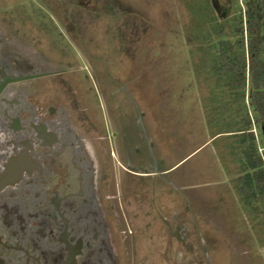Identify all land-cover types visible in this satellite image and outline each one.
<instances>
[{
	"label": "rangeland",
	"instance_id": "obj_1",
	"mask_svg": "<svg viewBox=\"0 0 264 264\" xmlns=\"http://www.w3.org/2000/svg\"><path fill=\"white\" fill-rule=\"evenodd\" d=\"M231 1L209 3L224 18L233 15ZM114 2L123 10L120 16L110 13ZM207 2L0 0V81L46 74L36 80L46 92L31 101L41 105L56 98L93 141L100 169L107 172L102 187L112 197L120 264H264V212L253 221L232 196L230 177L215 176L214 147L180 164L171 178L184 175L185 184L182 179L171 181L173 188L154 185L148 177H132V188H126L123 169L108 153L116 148L111 124L128 133L131 143L139 134L152 139L151 129L161 135L163 127L172 132L188 128L190 95L183 69L190 54L185 36L192 21L188 4L200 9ZM236 6L243 9V0ZM38 13L45 16L37 19ZM132 19L142 24L138 34L130 25ZM196 113L191 112L187 139L203 142L205 130ZM102 136L107 137L103 143ZM159 138L154 142L159 144ZM160 139L170 144L168 137ZM255 139L261 146L257 129ZM259 153H264L261 147ZM205 172L211 174L205 177ZM255 204L264 206L260 201ZM178 221L186 229L185 244L171 234Z\"/></svg>",
	"mask_w": 264,
	"mask_h": 264
},
{
	"label": "flooded vegetation",
	"instance_id": "obj_2",
	"mask_svg": "<svg viewBox=\"0 0 264 264\" xmlns=\"http://www.w3.org/2000/svg\"><path fill=\"white\" fill-rule=\"evenodd\" d=\"M45 75L0 81V264H120L93 141L56 98L31 101Z\"/></svg>",
	"mask_w": 264,
	"mask_h": 264
},
{
	"label": "trees",
	"instance_id": "obj_3",
	"mask_svg": "<svg viewBox=\"0 0 264 264\" xmlns=\"http://www.w3.org/2000/svg\"><path fill=\"white\" fill-rule=\"evenodd\" d=\"M231 3L233 15L224 18L209 0L200 9L188 4L192 21L185 36L194 76L203 85L202 109L209 124L220 119L222 131L243 135L242 145L252 137L253 147L246 154L250 168L257 169L262 160L253 158L258 149L252 130L258 129L264 142V0H243V9L236 6L238 0ZM261 177L260 169L241 179L245 206L264 202Z\"/></svg>",
	"mask_w": 264,
	"mask_h": 264
},
{
	"label": "crops",
	"instance_id": "obj_4",
	"mask_svg": "<svg viewBox=\"0 0 264 264\" xmlns=\"http://www.w3.org/2000/svg\"><path fill=\"white\" fill-rule=\"evenodd\" d=\"M110 9L111 14L117 13L119 16L123 12L120 6L115 5V2L112 4V6H110ZM112 10L114 12H112ZM121 20L124 21V17ZM133 21L134 22L130 23V25L135 28L134 30L136 31V34H138V32H141L142 24L136 22L135 19ZM153 47L154 49H156L155 44ZM183 69L186 71L184 73H186L187 75V86L185 89L188 90V93L190 95L187 101L188 103L186 104V108L188 109V128H186V131H188L189 128L191 129V123L189 124V122H191V120L193 119L191 116V112L194 111L195 114V112L197 111L198 114H196L200 117L203 129L205 130V134L203 137L206 139L208 137V141H205L206 139H202L203 142H198L197 140L189 141V139L187 138L189 137L191 131H188V133H186L185 130L182 131L179 129L177 130V132H175L176 129L173 128L174 130L172 132V130L163 127L161 135L159 130H154L155 133H153V129H151L152 139L148 137L147 134H139L138 138L136 136L134 137L135 143L132 142V144L129 140L128 133L125 134L123 130L122 132L119 126L113 128L111 124L112 130H115L116 132L112 143L116 148L115 152L112 151V149H110V151L112 152V155L117 158L119 165L123 169V175H126V177L123 178L125 180L126 188L128 186L132 188L131 183L129 182L130 180H132V177H140V179L142 177H148L153 180L154 185L159 184L160 187L167 186V188H173V183H171V181L176 182V180L182 179L183 184H185L184 180L186 176L184 175L177 174L175 175L176 179L171 178L174 177L177 167L184 161L191 159L200 151H205L207 153L209 150V146H212L214 147L213 149L215 150L216 161L218 162V165L215 167V176L219 177V179L224 178L225 175L229 176L232 196H235L238 201L243 203V199L240 196V191L242 182L241 179L244 176H246L247 174L253 175L255 170L261 169L262 177L261 180L258 181V186H261L262 189H264V153H259L260 147L262 148V150H264V142L262 141V136L260 134L262 145L257 146L258 154L253 155V158L258 160L259 157L262 162L261 164H259V167L257 169H252L250 168V164L246 154L248 153L249 148L253 147L252 137L246 138V144L242 145L241 140L243 135H241L240 133L232 132L233 130H231V132H227V130L222 131L221 126H219L221 122L220 119H218L213 124H209L207 116L202 109L201 89L203 85L196 81L193 68L190 64V58L188 64L184 65ZM179 97L182 98V94ZM181 107H184V104ZM252 133L254 134L255 138V127H253ZM159 135L160 138H163V136L168 137L170 140V144L165 145V141L163 139L162 141L159 138ZM122 136L123 138L121 139L120 137ZM177 136H181L182 138H180V140L176 143V141L174 140ZM153 138L156 141H158L159 138V144L155 143ZM137 144H139V146L136 147ZM204 167L207 166L204 165ZM206 175L207 174L205 172L204 176L206 177ZM123 179L121 180V184H123L124 182ZM177 184L178 182L174 184L175 188ZM205 184L206 183H204V185ZM252 185L254 186L253 183ZM244 208L246 209V212L252 216L253 221L254 218L264 212V206H259V204H255V202L252 205H244ZM260 222L261 221H259L258 223Z\"/></svg>",
	"mask_w": 264,
	"mask_h": 264
}]
</instances>
